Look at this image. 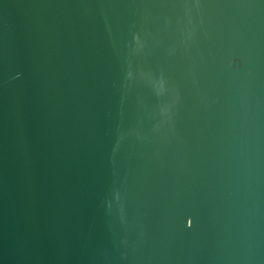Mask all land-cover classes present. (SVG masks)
<instances>
[{"label":"water","instance_id":"water-1","mask_svg":"<svg viewBox=\"0 0 264 264\" xmlns=\"http://www.w3.org/2000/svg\"><path fill=\"white\" fill-rule=\"evenodd\" d=\"M0 264H264V0H0Z\"/></svg>","mask_w":264,"mask_h":264}]
</instances>
